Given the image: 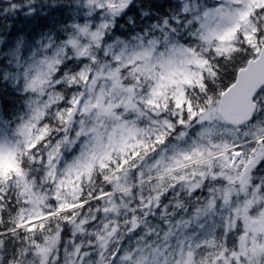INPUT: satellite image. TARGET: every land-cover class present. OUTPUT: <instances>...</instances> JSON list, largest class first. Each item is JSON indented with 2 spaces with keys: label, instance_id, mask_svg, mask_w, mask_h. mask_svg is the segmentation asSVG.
Instances as JSON below:
<instances>
[{
  "label": "snow or ice",
  "instance_id": "snow-or-ice-1",
  "mask_svg": "<svg viewBox=\"0 0 264 264\" xmlns=\"http://www.w3.org/2000/svg\"><path fill=\"white\" fill-rule=\"evenodd\" d=\"M0 264H264V0H0Z\"/></svg>",
  "mask_w": 264,
  "mask_h": 264
}]
</instances>
